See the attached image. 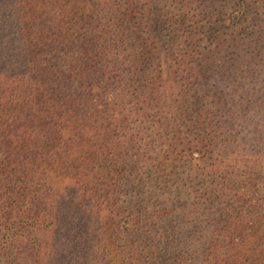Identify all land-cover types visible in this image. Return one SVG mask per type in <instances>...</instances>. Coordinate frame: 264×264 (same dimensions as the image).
I'll return each instance as SVG.
<instances>
[{
    "label": "trees",
    "instance_id": "1",
    "mask_svg": "<svg viewBox=\"0 0 264 264\" xmlns=\"http://www.w3.org/2000/svg\"><path fill=\"white\" fill-rule=\"evenodd\" d=\"M261 2L0 0V264H264Z\"/></svg>",
    "mask_w": 264,
    "mask_h": 264
},
{
    "label": "rangeland",
    "instance_id": "2",
    "mask_svg": "<svg viewBox=\"0 0 264 264\" xmlns=\"http://www.w3.org/2000/svg\"><path fill=\"white\" fill-rule=\"evenodd\" d=\"M261 1H262L261 5H263L264 4V0H261ZM157 15H159V14H157ZM151 29H152L151 31H153L152 35L157 37V40H158V43H159V46H160V49H161V56L164 59V57H165V49L167 47V38H166L165 33L161 31L160 19L154 20Z\"/></svg>",
    "mask_w": 264,
    "mask_h": 264
}]
</instances>
